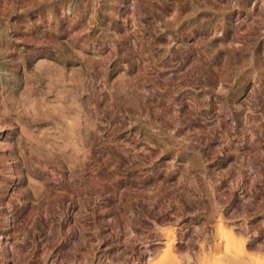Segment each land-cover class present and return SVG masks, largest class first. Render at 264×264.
Segmentation results:
<instances>
[{
    "label": "rangeland",
    "instance_id": "1",
    "mask_svg": "<svg viewBox=\"0 0 264 264\" xmlns=\"http://www.w3.org/2000/svg\"><path fill=\"white\" fill-rule=\"evenodd\" d=\"M0 264H264V0H0Z\"/></svg>",
    "mask_w": 264,
    "mask_h": 264
}]
</instances>
